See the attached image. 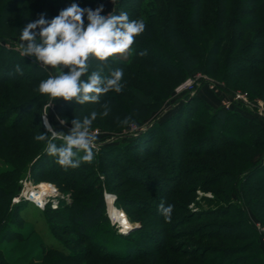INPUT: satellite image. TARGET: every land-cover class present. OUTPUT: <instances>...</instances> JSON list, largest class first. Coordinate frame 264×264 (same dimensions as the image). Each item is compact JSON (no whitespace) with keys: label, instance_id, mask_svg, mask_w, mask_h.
Masks as SVG:
<instances>
[{"label":"trees","instance_id":"obj_1","mask_svg":"<svg viewBox=\"0 0 264 264\" xmlns=\"http://www.w3.org/2000/svg\"><path fill=\"white\" fill-rule=\"evenodd\" d=\"M16 1H18L17 5H22L27 1L31 2L30 8L32 11H24L20 17V20H23V18L27 19L30 12L37 15L41 14V10H44V16L51 15L54 18L61 10L72 3L78 4L81 8H91L97 6L101 0ZM33 5L39 8L36 9ZM144 6L143 10L142 7ZM122 11L128 13L130 20L142 19L146 24L145 31L135 37L131 56L127 55L125 59L119 60V63L106 62L108 66L114 69L123 70L122 84L132 80L143 84L147 83L150 78L160 82L163 81L162 85L168 87L174 83V77L187 76L198 70L206 75L215 74L220 76L225 81L228 76L226 73L232 71L234 75L238 76L235 85L241 83L253 94L264 98V0H117L113 14L118 15ZM86 19L85 15L84 22ZM0 38L5 40L3 35H0ZM209 44L211 47L207 50L206 46ZM151 48L163 53L164 60L159 61L150 56L147 51ZM141 52L145 54L140 55ZM0 53L9 55L2 48H0ZM219 58L220 60H216ZM7 59H9V56H7ZM13 63H10L12 69L8 64L3 70H0V162L2 165V169L0 168V264H29L30 262L40 261H46L47 264H65L67 262L71 264H264L258 246L257 253L238 256L230 260L228 252L214 251L211 248L201 247V249H197L199 251L197 254V251H192L193 253L188 252V250L182 251V249L177 251L175 248L168 247L166 242L157 241L155 235L149 234L145 230L142 220L132 219L130 216H128L129 219L127 217L129 223L138 222L140 225L124 234L116 233L115 226L111 225L104 215V204L101 196L102 191L108 194L111 192V189L106 188L105 185L109 186L110 181H114L108 180L109 182H107L108 176L101 173H97V177H95V172L94 178L90 180L87 175L89 173L84 171L87 168H92L97 161H106V155L110 152L116 153L117 148L110 147L97 149L91 163L83 162L77 168H65L58 164L49 172H43L44 176H47L51 182L58 186L59 191L70 193L73 199L68 205H62L63 201L59 200L55 208H51L50 204L47 203L39 210L45 216L44 220H56L61 223L55 226L47 225V233L55 232L64 235V230H67V232L78 236L73 240L62 243V245L49 242L51 241L49 236L46 237L47 241L43 239L44 242L42 243L36 238L30 240L34 227L23 230L20 226L14 225L12 221L17 217L21 219V216L15 212L16 208H19L20 204L30 203L23 199L18 200L16 203L11 202L12 197L17 194L15 179L12 178V175L17 177L22 174L27 164L30 165L32 172L35 171L36 163L47 157L45 148H43L44 142L34 139L40 132L44 133L46 131L39 123L30 125L28 120L22 119L20 116L14 115L12 117V113L15 112L12 111L9 101H16V93L20 90L13 83L17 81L32 82L27 74L14 73L13 69L16 65L13 66ZM28 72L32 74L40 73L38 69L31 65L28 66ZM165 76L168 78L165 79ZM145 77H148V79ZM159 81H157L158 85L160 84ZM154 82L156 83V81ZM134 87L133 83H128L126 86L134 101L145 108H149L155 103V95L144 94ZM223 89L227 90L225 87ZM104 95L106 96L107 93ZM104 95L100 97L99 105L103 104ZM26 97L18 100L17 103H21L20 105L26 107L29 105L33 107L34 103L44 100V94L41 93ZM109 101L107 103L109 109L118 108L113 97L110 98L109 96ZM72 102L73 100L67 101V104L61 106L60 113L62 115L66 113L70 107L68 105ZM195 102L203 104L196 97H186L182 110H179L181 115H177L171 121L177 124L176 127L188 129L196 127L200 129L198 126L200 120L206 118L208 122L206 135H200V139L197 141L201 143L209 142L208 148L203 150L208 156L224 151V147L227 146L238 150L245 148L247 143L248 147H257L264 144L263 135L260 133L252 135L249 130L243 129L240 133L237 131L240 134L238 137L229 138L227 136L221 140L220 145L215 147L214 143H210V135L213 134L216 139H219L220 134L223 135L224 133L222 134V131H218L217 128L227 124L231 121V117H234L229 111L211 110L206 104L202 105L205 108L202 113H196L190 106ZM184 108L187 111H184ZM76 109L81 110V107L78 106ZM222 122L225 124H222ZM247 124H252V122ZM169 125H172L171 122H169ZM156 129H158V126L155 129L153 126L145 129L123 148L118 149L125 151L132 149L139 152V154H151L153 159L156 158V152L160 154L163 150L160 149L159 141L156 139ZM172 129L176 134L178 128ZM241 134L245 136H241ZM241 137H244V139ZM251 140H255V142ZM56 143L61 142L57 141ZM102 154L106 157L103 156L101 160L100 156ZM12 161L19 162L20 166L18 168L9 167V163ZM40 166H45V163ZM244 168L242 169L245 171L244 175L254 178L256 186H251L254 187L255 192H262L264 178H261V175L264 174V166L258 164ZM41 169L45 171L44 168ZM167 171L166 179L169 182L174 181L178 176V172H175L172 167L171 171L170 168ZM157 172H160L159 167ZM144 173L146 174V172H142L143 176ZM239 174V172L235 174V180L238 179ZM7 175L10 178H6ZM112 175L115 180L117 174ZM98 176L102 177L101 180ZM140 177L138 181H143V179V182L146 183L152 181L154 187H158L156 182L161 183V180H159L161 178ZM235 180L232 186H235ZM172 187V184H170L164 193L157 194L158 198L170 195ZM240 190H243L242 184ZM262 193L264 195V192ZM262 198L264 199L263 196ZM113 205L121 210L131 207L137 214H141V218L145 215V211L142 212L143 210H141V207H144L146 214L156 221H161L156 202L150 203L133 196H115ZM259 207L264 210V200ZM152 225V221H149L147 227H152ZM171 237L166 239L170 240ZM232 238H235V236ZM7 241H15L16 244L8 248L3 245ZM41 244L45 248H39ZM66 246L69 248L67 249ZM15 251H18V255L12 258L10 253ZM212 253L220 255L216 263H213L214 259L211 261L205 258ZM239 253L234 255H246L247 252L244 250ZM50 255L53 256L49 258Z\"/></svg>","mask_w":264,"mask_h":264},{"label":"rangeland","instance_id":"obj_2","mask_svg":"<svg viewBox=\"0 0 264 264\" xmlns=\"http://www.w3.org/2000/svg\"><path fill=\"white\" fill-rule=\"evenodd\" d=\"M11 1L12 0H0V35H3L5 38V40L0 38V48L9 54L2 55L0 53V70H3L8 64L10 65L11 62H14L13 66L19 65L22 72L27 74L32 81L30 83L18 81L13 83L17 85L20 90L16 93V101H9L7 99V101L10 102L12 111L15 112L12 113V117L14 115L17 117L20 116V118L28 120L30 125L39 123L43 130L46 131L42 123V115L47 111V120L53 126L54 130L67 133L72 127L71 121L74 118L80 117L82 119L84 116H90L92 111L98 113L96 120H94L92 124V129L97 134V149L110 147L113 149L117 148V151L116 153L110 152V154L106 155L107 157L102 154L100 159L102 160L104 156L107 158L106 161H97L92 168H87L84 171L89 173L87 175L90 180L94 178L95 172V177H97V173H101L108 176L107 182H109L108 180L114 181H110L109 186L105 185L106 188L109 187L111 189V192L108 194L102 191L101 196L104 204V215L109 223L115 226L116 233H121L120 231L123 232V228L119 226L121 229L119 230L117 225L112 223L113 219L109 213L110 205L116 211L121 212V214L124 213L128 223V216L132 219L142 220L145 230L149 232V234L155 235L157 241L166 242L168 247L175 248L177 251L181 249L182 251L188 250V252L191 253H193L192 251H197V254L199 252L197 249H201V247L211 248L214 251L222 250L223 252H228V258L230 260L238 256L255 254L258 252V246L264 259V210L259 207L264 200L262 198V196L264 197V195H262V192H264V182L262 192H255L256 190L252 187L256 186L254 178L245 176V171L242 170L244 167H252L258 164L264 166V144L257 147H248L246 141L247 144L245 148L237 150L234 147L227 146L224 147V151L208 156L203 150L208 148L209 142L201 143L197 141L200 139V135H206L208 128L206 118L200 120V124L198 125L200 129L196 127L193 129L176 127L177 124L171 121L174 120L177 115H181L180 111L189 93L188 88L183 92H176V88L189 78L197 79L204 77L206 81L194 87L195 92L193 93V97L200 99L203 104L209 106L211 110L220 109L229 111L234 118H237H229L231 121L227 124L222 122V124L225 125L217 129L224 134H220V137H218L219 139H216V137L211 134L209 138L211 139L210 143H214L215 147H217L220 145V142L222 143L221 140L227 136L229 138L238 137L243 129L249 130L252 135L260 133L264 137V98L257 94H253L247 87L241 85V83L235 85L238 76L234 75L232 71L226 73L228 75L227 80L223 81L220 76L215 74L206 75L201 70H198L187 76L174 77V83L168 87L162 85L164 83L163 81L160 82L159 80L150 78V82L148 81L143 84L134 80L122 84V77L120 81L122 90L119 93L114 91H109L107 93L110 98L113 97L118 107L116 109H110L107 116L100 115L103 111L101 106L110 102L109 96L107 95H104L102 105L98 103H85L79 105L73 100V102L68 105L70 107L63 115L60 113V108L67 104V101L62 98H56L52 101V98L46 94H44V100L34 103L33 107H31V105L28 107L20 105L21 103H17L18 100L27 98L26 96L32 97L35 94H39L38 88L40 82L47 79L50 74L56 75L59 69H54L50 66L43 67L34 56L21 55L17 47L21 42L20 32L26 26L25 24H28V21L30 23L38 19L40 14H37V17V15L30 12L27 19L23 18V20H20L24 11H32L30 8L31 2L27 1L22 5H17L18 1L13 0L12 3H10ZM116 1L117 0H113V2H111V0H101L97 6L91 7V9L94 10L98 6L103 5V11L100 13L101 15L113 14ZM35 7L36 9L39 8L37 6ZM144 8L145 6L142 7L143 10ZM43 11L41 10V13H43ZM44 18L46 20H51L53 17L49 15L44 16ZM86 24L87 19L85 20V25ZM210 47L209 44L206 46V49L209 50ZM147 52L150 56L159 61L164 60L163 53L155 49L151 48ZM7 56H9V59H7ZM126 57L127 55L117 54L107 61H99L94 57L90 58L89 72L87 75H90L92 71L102 69L101 76L105 78L110 77L111 72L115 69L108 66L107 63L110 61L119 63V60L121 61ZM216 60H220V58ZM30 65L38 69L40 73L37 72V74H32L28 72V66ZM10 66L12 69V65ZM63 70L67 71V69ZM13 72L19 74L15 71V68ZM87 75L82 77V79L86 80ZM145 78L148 79V77ZM166 78L168 77L165 76V79ZM154 81H156V83ZM157 81L160 82L159 85ZM128 83H133L135 86L134 88L144 94L155 95V103L149 108L142 107L131 98L130 93L126 89ZM215 83L222 85V87H225L227 90L223 89V91H221L216 89L212 85ZM210 86L213 88H210ZM228 93L245 94L247 100L250 102V106L247 108L232 103ZM209 100L211 102H209ZM50 102H52L51 106L48 107ZM202 105L195 102L190 106L196 113H202L205 110ZM78 106L81 107V110L76 109ZM184 111H187L186 108H184ZM126 119L128 122L124 123ZM62 120L66 122L61 124L60 121ZM169 122H171L172 125H169ZM249 122H252L254 126L252 124H247ZM152 126L154 129L158 126L155 136L157 141H159L160 149H163L160 154L156 152V158L153 159L151 154H139V152L133 151L132 149H128L130 152L118 149L123 148L145 129ZM172 128H178L176 134L173 132ZM241 136L245 135L241 134ZM229 138L227 139L230 140ZM241 138L244 139V137ZM251 141L255 142V140ZM45 147L46 145L44 142L43 148ZM42 163H45V166L41 167L40 165ZM58 164L56 157L47 154L44 160H40L36 163L35 171L32 172L30 165L27 164L22 174L17 177L16 175H12V178L15 179V190L17 194L12 197L11 202L13 199L17 198L18 200L23 199L22 194L25 196L24 193L27 189L39 191L43 187H46L48 193L45 198L46 201H50L49 203L52 202V207L55 202L59 200L63 201L62 205L70 204L73 200L70 193L59 191L57 188L58 186L51 182L47 176L43 175V172H49ZM19 166L20 163L16 161L9 163V167L11 168H18ZM158 167L160 170L159 173L157 172ZM171 167L175 172H178V176L174 181L169 182L166 177L168 174L167 170L170 168L171 171ZM0 168L2 169L1 162ZM41 168H44L45 171ZM141 171L146 172V174L144 173L145 175L143 176ZM238 172L240 174L238 179L235 180L234 176ZM112 174H117L115 180ZM140 176H142V178H146L147 176L153 179L161 178L159 179L161 183L156 182V186L158 187H154L155 185H153L152 181L149 183L143 182L144 179L143 181H138L141 178ZM262 177L264 178V174L261 175V178ZM6 178H10L9 175H7ZM98 178L101 180L102 177L98 176ZM234 180L235 186H232ZM170 184L173 186L172 193L166 197L158 198L157 194L164 193L165 189L168 188ZM241 184L243 185V190H240ZM106 196L109 197L106 198ZM115 196H133L150 203L156 202L157 206L162 201L165 207L169 204L174 205L171 220L167 222L159 209L161 221H156L146 214L144 207H141V210H143L142 212L145 211V215L142 218L140 216L141 214H137L131 207L123 210L116 208L113 205ZM112 199L113 201L111 203ZM125 202L127 201L125 200ZM29 204H20L19 208L15 210L25 222L18 217L14 218L12 221L14 225L20 226L23 230L34 227L30 240L36 238L42 243L44 240L47 241L46 237L49 236L51 238L49 242H54L55 244L60 243V245H62V243L77 238L78 235L69 233L67 230H64V235L55 232H51L50 234L47 233V225L55 226L61 223L56 220H44L45 216L39 211L43 207L36 203ZM149 221H152V227H147ZM139 225L138 222L129 223V226ZM163 235H165V237H163ZM170 236H172L171 239L167 240L166 238ZM233 236H235V238H232ZM14 244H16L15 241L3 243V245L8 248L13 247ZM39 248L45 247L41 244ZM66 248L68 249L69 247L66 246ZM244 250L247 252L246 255H234L236 253L240 254L239 252ZM169 254L165 255L170 256ZM17 255L18 251L10 253L12 258ZM52 256L53 255H50L49 258ZM219 256L218 253L217 255L212 253L205 258L211 261L214 259L213 263H216ZM29 264L47 263L46 261H40L36 263L30 262ZM65 264L71 263L67 262Z\"/></svg>","mask_w":264,"mask_h":264},{"label":"clouds","instance_id":"obj_3","mask_svg":"<svg viewBox=\"0 0 264 264\" xmlns=\"http://www.w3.org/2000/svg\"><path fill=\"white\" fill-rule=\"evenodd\" d=\"M102 11L103 5L93 10L72 3L51 20H46L41 13L38 19L21 30V42L17 46L21 55L34 56L43 67L59 69L56 75L50 74L40 82L38 90L41 94L48 95L52 101L62 98L83 105L99 103L100 97L109 91L119 93L122 90V69L113 70L107 78L101 76L102 69L87 75L89 60L94 57L99 61H107L117 54L131 56L135 37L145 31L146 24L142 19L130 20L124 11L118 15H101ZM15 71L23 74L19 65ZM85 75L86 80L82 79ZM101 107L103 111L100 115L107 116L109 106L104 104ZM97 115L96 111H92L90 116L74 118L71 121L72 127L65 133L54 130L47 120L46 111L42 115L46 132H40L34 139L45 142V152L56 157L57 162L65 168H77L83 162L91 163L97 150V134L92 129ZM65 122L60 121L61 124ZM127 122L126 119L124 123ZM57 141L61 143L57 144ZM158 209L165 220L170 222L174 205L165 207L162 201Z\"/></svg>","mask_w":264,"mask_h":264},{"label":"built area","instance_id":"obj_4","mask_svg":"<svg viewBox=\"0 0 264 264\" xmlns=\"http://www.w3.org/2000/svg\"><path fill=\"white\" fill-rule=\"evenodd\" d=\"M204 81H206V78L202 77V78H197V79H187L185 82H183L181 85H179L177 88H176V92H183L185 91L187 88L189 89V93H188V96H193V93L195 92L194 90V87L195 86H198L199 83H203ZM216 89L218 90H221L223 91V87L222 85H219V84H212ZM210 88H213L212 86H210ZM229 94V97L231 99V102L232 103H235V104H239L243 107H249L250 106V102L247 100L246 98V95L245 94H239V93H228ZM42 123H43V119H42ZM44 124V123H43ZM22 197L24 200L30 202V203H33L35 204L34 202H32L31 200H28L27 198H25V196L22 194ZM21 197V198H22ZM18 201V198L17 199H13L12 202L15 203ZM50 201H46V198H45V201L43 202L42 206L43 207L45 204L49 203ZM50 204V207L51 208H55L56 207V204L57 202H55L54 206L52 207V202L49 203ZM113 224H116L118 229H120L119 225L112 221Z\"/></svg>","mask_w":264,"mask_h":264},{"label":"bare ground","instance_id":"obj_5","mask_svg":"<svg viewBox=\"0 0 264 264\" xmlns=\"http://www.w3.org/2000/svg\"><path fill=\"white\" fill-rule=\"evenodd\" d=\"M47 193H48V189L46 187H43L39 191H36L34 189H27L24 194L28 200H31L32 202L38 204L39 206H42L43 202L45 201V196ZM109 213L113 221L117 222V224L119 223V226L123 228V231H125L126 228L130 227L124 214H121V212L116 211L111 205H110Z\"/></svg>","mask_w":264,"mask_h":264},{"label":"water","instance_id":"obj_6","mask_svg":"<svg viewBox=\"0 0 264 264\" xmlns=\"http://www.w3.org/2000/svg\"><path fill=\"white\" fill-rule=\"evenodd\" d=\"M107 197H109V196H106V198ZM112 201H113V199L111 200V203H112ZM138 226H130V227H128V228H126L125 229V231H120L122 234H124V233H126V232H128V231H130L131 229H134V228H137Z\"/></svg>","mask_w":264,"mask_h":264},{"label":"crops","instance_id":"obj_7","mask_svg":"<svg viewBox=\"0 0 264 264\" xmlns=\"http://www.w3.org/2000/svg\"><path fill=\"white\" fill-rule=\"evenodd\" d=\"M209 102H211V101L209 100Z\"/></svg>","mask_w":264,"mask_h":264}]
</instances>
